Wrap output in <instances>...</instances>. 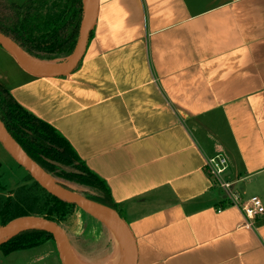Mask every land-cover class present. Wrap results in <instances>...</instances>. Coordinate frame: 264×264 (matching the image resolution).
Wrapping results in <instances>:
<instances>
[{"label":"crops","instance_id":"1","mask_svg":"<svg viewBox=\"0 0 264 264\" xmlns=\"http://www.w3.org/2000/svg\"><path fill=\"white\" fill-rule=\"evenodd\" d=\"M92 34L57 78L0 46V83L106 181L137 264H264V215L248 224L205 170L225 156L234 190L264 203V0H100ZM75 209L60 223L74 261L104 264L120 243L126 264L119 231ZM50 242L0 264H62Z\"/></svg>","mask_w":264,"mask_h":264},{"label":"trees","instance_id":"2","mask_svg":"<svg viewBox=\"0 0 264 264\" xmlns=\"http://www.w3.org/2000/svg\"><path fill=\"white\" fill-rule=\"evenodd\" d=\"M0 8L4 11L0 13V31L28 55L56 60L73 53L84 17L83 0H27L20 5L0 0ZM0 119L24 150L60 183L69 189L65 182L86 188L90 190L86 197L118 211L106 181L87 167L55 127L20 105L2 83ZM75 208L51 195L29 173L14 190L7 189L0 175V225L25 215L43 216L60 224ZM52 239L46 231L24 230L1 244L0 250L5 254L28 250Z\"/></svg>","mask_w":264,"mask_h":264},{"label":"water","instance_id":"3","mask_svg":"<svg viewBox=\"0 0 264 264\" xmlns=\"http://www.w3.org/2000/svg\"><path fill=\"white\" fill-rule=\"evenodd\" d=\"M83 2L84 17L76 47L73 53L69 57L65 58L67 61L58 65V68L36 69L31 67L23 58L22 53L25 51H23L13 39L1 31L0 45L14 57L19 67L31 76L38 78H57L73 73L79 66L84 56L87 44L91 34L95 30L100 13V0H93V5L89 13H86L85 0H83ZM0 142L10 155L51 195L67 204L74 205L89 212L106 222L113 229L116 228L123 235L126 243L128 255L126 264H137V245L135 237L129 225L117 210L77 193L60 183L24 150L19 142L7 130L1 119ZM29 229L42 230L52 234L58 246L62 264H76L71 256L68 238L64 229L59 223L43 216H19L11 219L3 225H0V245L8 242L18 233Z\"/></svg>","mask_w":264,"mask_h":264},{"label":"built area","instance_id":"4","mask_svg":"<svg viewBox=\"0 0 264 264\" xmlns=\"http://www.w3.org/2000/svg\"><path fill=\"white\" fill-rule=\"evenodd\" d=\"M227 169L228 159L221 154L206 160L205 170L213 179L214 184L225 190L226 199L241 209L245 221L250 224L251 221L264 215V203L258 196L242 199V196L234 190L233 182L225 178Z\"/></svg>","mask_w":264,"mask_h":264},{"label":"rangeland","instance_id":"5","mask_svg":"<svg viewBox=\"0 0 264 264\" xmlns=\"http://www.w3.org/2000/svg\"><path fill=\"white\" fill-rule=\"evenodd\" d=\"M4 1H11L12 2L13 0H4ZM13 2L20 5L19 0H15ZM0 13L4 14V11L1 8H0ZM53 61L55 62L56 65H60V64H63L64 62H66L67 59H65V58L64 59H56ZM27 173H28L27 170L23 166H21L10 155V153L6 150V148L0 142V175L2 176L3 183L7 185V189L8 190H14L24 180V178L27 176ZM65 184H67L72 190H74L77 193H80L84 196L87 195L88 193H90V190H88L86 188L73 185L69 182H65ZM8 193H9V191L6 192V194H8ZM75 211H77V209L71 210V214L68 216V222H70V220L77 215V213H75ZM48 245L47 246L50 248L55 249V247H56V244H55L53 239L51 240V242Z\"/></svg>","mask_w":264,"mask_h":264},{"label":"bare ground","instance_id":"6","mask_svg":"<svg viewBox=\"0 0 264 264\" xmlns=\"http://www.w3.org/2000/svg\"><path fill=\"white\" fill-rule=\"evenodd\" d=\"M92 5H93V0H86V13H89L91 11ZM22 55H23L25 62L31 67L36 68V69H56L59 67L58 65L55 64L53 60L39 59L36 57H32L25 52H23ZM121 236L123 235L121 234ZM104 264H124V253H123V249L120 243H117L114 254Z\"/></svg>","mask_w":264,"mask_h":264}]
</instances>
